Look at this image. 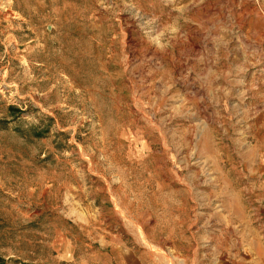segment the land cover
<instances>
[{"label": "rangeland", "instance_id": "1", "mask_svg": "<svg viewBox=\"0 0 264 264\" xmlns=\"http://www.w3.org/2000/svg\"><path fill=\"white\" fill-rule=\"evenodd\" d=\"M144 246L264 264V0H0V264Z\"/></svg>", "mask_w": 264, "mask_h": 264}, {"label": "crops", "instance_id": "2", "mask_svg": "<svg viewBox=\"0 0 264 264\" xmlns=\"http://www.w3.org/2000/svg\"><path fill=\"white\" fill-rule=\"evenodd\" d=\"M111 256V257H110ZM158 254L147 246L140 248H113L112 253L96 259L92 264H160ZM66 261H69L68 259Z\"/></svg>", "mask_w": 264, "mask_h": 264}]
</instances>
